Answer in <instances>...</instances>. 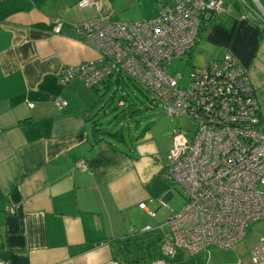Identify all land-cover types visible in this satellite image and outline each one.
Segmentation results:
<instances>
[{
  "label": "crops",
  "instance_id": "0c3cea01",
  "mask_svg": "<svg viewBox=\"0 0 264 264\" xmlns=\"http://www.w3.org/2000/svg\"><path fill=\"white\" fill-rule=\"evenodd\" d=\"M80 1L0 0V264H202L183 260V251L165 257L159 232L144 231L174 211L163 176L172 140L149 128L95 143L92 88L79 78L64 85L58 79L63 68L98 56L72 26L153 18L164 0ZM252 14L238 0H222L196 46L204 41L219 58L232 54L264 113V26ZM53 19L61 22L58 34ZM56 96L67 101L64 108L55 106ZM155 200L169 214L150 224L146 209ZM210 249L196 255L205 261Z\"/></svg>",
  "mask_w": 264,
  "mask_h": 264
},
{
  "label": "built area",
  "instance_id": "2783aa9c",
  "mask_svg": "<svg viewBox=\"0 0 264 264\" xmlns=\"http://www.w3.org/2000/svg\"><path fill=\"white\" fill-rule=\"evenodd\" d=\"M264 26V1L238 0ZM222 0H176L158 3L153 18L131 22L94 18L75 24L81 41L95 49L96 59L61 70V85L74 78L89 88L110 77L125 74L160 102L164 113L185 116L194 125L191 133L173 130L163 176L179 185L186 196L178 211H171L157 230L165 257L179 251L192 256L209 248L229 249L246 236L250 226L264 221V113L247 70L230 53L192 66L188 81L172 75L167 66L188 55L199 40L208 16L221 11ZM80 6H98V0H81ZM53 32L61 22L52 20ZM62 109L67 101L52 98ZM33 104H30L32 107ZM77 167L85 170L83 161ZM140 208L146 209L145 204ZM148 215L155 212L146 209ZM165 259L154 264H165ZM264 264V239L251 249L246 262Z\"/></svg>",
  "mask_w": 264,
  "mask_h": 264
},
{
  "label": "rangeland",
  "instance_id": "374dc122",
  "mask_svg": "<svg viewBox=\"0 0 264 264\" xmlns=\"http://www.w3.org/2000/svg\"><path fill=\"white\" fill-rule=\"evenodd\" d=\"M164 1L168 2V0ZM133 3L135 4V2ZM252 7L256 9L254 5H252ZM207 45L208 44L204 43V41H201L196 47H194L191 54L171 60L167 66V71L172 75H177L178 73L183 74L182 83L186 84L193 65L203 66L206 60L219 59V57H215V55L211 56L210 50H207ZM119 82V85L113 83L112 88L107 91V94L104 96L102 105H100L93 113L92 119L99 122L98 127L102 129L100 130L101 132L122 130L124 137L128 139L129 136H136L145 124L153 122L150 127L152 135H164L172 140L173 130L177 127H182L191 133L194 124L187 117L170 116L164 113L160 102L153 100V97L148 90L139 83H134L127 79L125 74L120 75ZM116 88L118 89L115 90ZM100 90H103L101 85ZM122 96H125L124 99H126L124 106L129 102H132L134 103V108L138 111L137 113H134L132 117L117 121L118 118L114 116L120 114L122 110H124V106L118 105V101ZM135 120H139L137 128L135 127ZM109 141L122 148V145H119L114 139H109ZM168 185L169 191L173 194V197L168 201V204L174 209V211H178L185 203V193L177 184L168 183ZM162 196H160L159 199H161ZM150 208L157 212L156 218H149L150 224H156L160 220L163 221L169 214V210L166 207L159 206L157 200L154 201V204H152ZM245 237L246 238L233 248H211L205 261L203 259L204 253L195 254V257L186 256L187 258L183 260H188L189 263L201 262L202 264L204 262H206V264H236L240 260L246 262L250 258V249H252L257 242L264 239V221L254 222L250 226Z\"/></svg>",
  "mask_w": 264,
  "mask_h": 264
},
{
  "label": "trees",
  "instance_id": "16d2710c",
  "mask_svg": "<svg viewBox=\"0 0 264 264\" xmlns=\"http://www.w3.org/2000/svg\"><path fill=\"white\" fill-rule=\"evenodd\" d=\"M251 19L254 21V23L256 24H259L260 23V20L256 17V15L252 14L251 15ZM205 23L202 24V26L200 27V30H199V38L201 36V33L203 31V26H204ZM199 41V40H198ZM193 51V49L189 52V54H191V52ZM188 54V55H189ZM127 79L133 81L134 83H137L135 82L132 78H130L129 76H126ZM119 79L120 77H110V78H107L105 79L101 84L97 85V86H94L92 87V90L94 92V95H95V100H94V103L92 104L91 108L88 110V111H92V110H96L100 105H102V102L104 100V96L107 94V91H109L112 86H113V83H115L116 85H119ZM100 85L102 86L103 90H100ZM118 88H116L115 90H117ZM125 96H122L119 101H118V105L119 106H124L125 104V101L126 99H124ZM137 109L134 108V103L132 102H129L127 105L124 106V110H122V112L114 117H117L118 120L117 121H121L123 119H127L129 117H132L134 115V113H137ZM114 119V118H113ZM99 122L95 121V120H92V125H93V132H95L94 134L96 135V140H95V143L97 142H100L102 140L104 141H107V136H110V137H114L116 139H123L124 138V135H123V132L122 130H117V131H114V132H111V131H104V132H101L99 127H98V124ZM135 125L138 126L139 124V120H135ZM153 124V122H148L147 124L144 125V127L142 128L141 133H144L145 131H147L151 125ZM102 133V134H101Z\"/></svg>",
  "mask_w": 264,
  "mask_h": 264
}]
</instances>
